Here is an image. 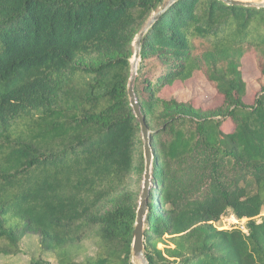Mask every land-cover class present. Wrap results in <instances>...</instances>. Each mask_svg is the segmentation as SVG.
Instances as JSON below:
<instances>
[{"label":"trees","instance_id":"1","mask_svg":"<svg viewBox=\"0 0 264 264\" xmlns=\"http://www.w3.org/2000/svg\"><path fill=\"white\" fill-rule=\"evenodd\" d=\"M165 1L0 0V256L35 236L55 262L30 264H133L138 205L125 190L143 162L135 164L140 125L127 87L135 35ZM248 55L261 73L253 103ZM88 58L98 63L81 64ZM197 73L224 97L221 107L162 96ZM134 88L149 127L165 106L205 113L197 131L152 134L149 263L264 264V8L177 0L142 38ZM198 135L219 160L250 167L232 188L214 180L193 197L171 170ZM227 213L246 218V230L220 229Z\"/></svg>","mask_w":264,"mask_h":264},{"label":"rangeland","instance_id":"2","mask_svg":"<svg viewBox=\"0 0 264 264\" xmlns=\"http://www.w3.org/2000/svg\"><path fill=\"white\" fill-rule=\"evenodd\" d=\"M167 1V0H166ZM257 2H263L264 0H254ZM159 6L158 8H160ZM157 8V9H158ZM156 11V10H155ZM148 20V19H147ZM147 20L141 25L137 34L142 30ZM98 63L96 58H88L81 61V64L90 66L91 64ZM243 77L247 81V94L245 100L248 103H253L257 94L261 90V85L258 79L261 77L260 71L256 67L255 57L253 55H248L243 59ZM137 95V94H136ZM162 96L170 99L176 98L180 102H191L195 106H201L205 109L219 108L224 103V97L218 93L210 84H208L204 77L197 73L193 79L187 83H178L176 87L171 92H165ZM138 97V96H137ZM139 100V99H138ZM170 112V113H168ZM202 114V115H200ZM205 113L200 112H177L174 111L173 106H165L163 110L159 112V115L155 118L148 116V121L150 124V130L153 132H158L160 141L168 140L174 129L178 127L185 128L186 130L197 131L200 128L201 116ZM172 115V116H171ZM217 118H222V116H216ZM223 128L228 131L231 129L232 125L229 120L224 119L222 122ZM196 150L194 153L182 160V162L171 165V170L175 173L176 177L180 178L184 184L187 185V194L193 197L202 196L211 181L219 180L221 184L227 188H232L237 179L240 177L242 172L250 169L246 164L233 161L229 163L227 161L228 156L223 157L219 160V154H216L213 149L206 147L202 143V138L200 135L197 136ZM153 147V146H152ZM153 154L155 156L154 150ZM141 160L143 162L142 170H135L130 178V183L126 188V192L133 194L135 203L138 205L140 199V193L143 185V174H144V155H143V141L140 134L138 152L136 154L135 164L138 165ZM152 176H153V186L154 180V162L152 164ZM112 207V203H107L105 210ZM246 218L237 219L232 213L225 214L221 220L216 223L220 228H234L240 227L243 230L245 228ZM22 250L19 254L1 255L0 261H11L15 264H30L32 257L40 258L43 256L53 262L55 258L46 254L40 249V244L38 238L35 236L26 237L24 244H21ZM88 248V254H93L95 249L90 242H86ZM160 248H164V244H159ZM133 260V264H139L137 261Z\"/></svg>","mask_w":264,"mask_h":264},{"label":"water","instance_id":"3","mask_svg":"<svg viewBox=\"0 0 264 264\" xmlns=\"http://www.w3.org/2000/svg\"><path fill=\"white\" fill-rule=\"evenodd\" d=\"M177 0H167L163 6L154 11L148 18L142 30L137 34L133 42V55L131 57V74L128 81V97L133 113L140 125V134L143 141V155H144V174L143 185L140 193V199L136 211V220L133 229L132 242V257L139 264H150L146 255L145 244V223L149 212V198L151 195V188L153 187L152 164L154 161L152 134L146 116L144 115L141 104L135 92V80L138 75L139 64L141 61L142 38L148 29L155 23L156 20ZM229 5H241L247 7L264 8V1L257 2L254 0H222Z\"/></svg>","mask_w":264,"mask_h":264}]
</instances>
